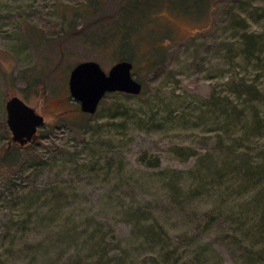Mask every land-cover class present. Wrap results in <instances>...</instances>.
<instances>
[{
    "label": "rangeland",
    "instance_id": "rangeland-1",
    "mask_svg": "<svg viewBox=\"0 0 264 264\" xmlns=\"http://www.w3.org/2000/svg\"><path fill=\"white\" fill-rule=\"evenodd\" d=\"M122 58L142 91L80 110L73 65ZM13 94L45 123L0 264H264V0H0V156Z\"/></svg>",
    "mask_w": 264,
    "mask_h": 264
},
{
    "label": "water",
    "instance_id": "water-1",
    "mask_svg": "<svg viewBox=\"0 0 264 264\" xmlns=\"http://www.w3.org/2000/svg\"><path fill=\"white\" fill-rule=\"evenodd\" d=\"M133 62L122 58L105 70L97 60L85 59L73 65L68 76V89L83 112L94 113L101 98L112 91L138 94L142 83L132 72ZM6 121L11 141L20 145L34 141L37 129L44 125V116L18 94L6 99Z\"/></svg>",
    "mask_w": 264,
    "mask_h": 264
},
{
    "label": "trees",
    "instance_id": "trees-1",
    "mask_svg": "<svg viewBox=\"0 0 264 264\" xmlns=\"http://www.w3.org/2000/svg\"><path fill=\"white\" fill-rule=\"evenodd\" d=\"M133 1H136V0H133ZM127 3H128V1H127ZM127 3H124L120 6L122 10L126 8ZM141 91H142V89H141ZM13 144L14 145L11 146V148L10 147L6 148L2 152V155H1L2 157L0 156L2 159V162L0 163V171H2V172L5 171V172L10 173V171L12 169L13 170L22 169L26 165L27 157L26 156H24L23 158L20 157L21 154H19V151H18V153H15V150H21V148L25 147L27 143L24 145H20L18 143H13Z\"/></svg>",
    "mask_w": 264,
    "mask_h": 264
}]
</instances>
